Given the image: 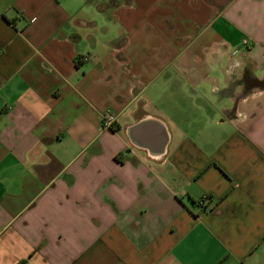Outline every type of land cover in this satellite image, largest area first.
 Returning <instances> with one entry per match:
<instances>
[{
	"label": "crops",
	"instance_id": "0c3cea01",
	"mask_svg": "<svg viewBox=\"0 0 264 264\" xmlns=\"http://www.w3.org/2000/svg\"><path fill=\"white\" fill-rule=\"evenodd\" d=\"M0 264H264V0H0Z\"/></svg>",
	"mask_w": 264,
	"mask_h": 264
},
{
	"label": "clouds",
	"instance_id": "9594fccd",
	"mask_svg": "<svg viewBox=\"0 0 264 264\" xmlns=\"http://www.w3.org/2000/svg\"><path fill=\"white\" fill-rule=\"evenodd\" d=\"M70 7L74 8L75 6L73 5V6H70ZM83 13L89 15V17L91 19L97 21V29H96V31H97V34H98V39L107 40V39H110L112 36H114L116 34L115 29H116L117 26H115L113 24H110L99 13H96L94 10H92L90 8H84L83 9ZM106 25L110 29L109 34L107 36L100 37L98 29L101 28V27H104ZM87 31H93V30L89 29ZM234 66H238V63L235 64ZM199 87L202 88L203 90H205L204 94L208 97V99L213 103L215 108L218 110L217 111V116L221 115V113L219 112L220 109L227 108V107H229L231 105L232 101L230 99H228V98L221 99L217 103V96L214 95V93H217L219 89L227 87V85L225 83L221 82L217 86H212V85H210V84H208L206 82H201Z\"/></svg>",
	"mask_w": 264,
	"mask_h": 264
},
{
	"label": "built area",
	"instance_id": "2783aa9c",
	"mask_svg": "<svg viewBox=\"0 0 264 264\" xmlns=\"http://www.w3.org/2000/svg\"><path fill=\"white\" fill-rule=\"evenodd\" d=\"M117 122V114L111 110L107 109L102 114V128L103 129H112ZM210 202V198L208 196H204L202 199L198 201V206L204 210L207 208L208 203Z\"/></svg>",
	"mask_w": 264,
	"mask_h": 264
}]
</instances>
